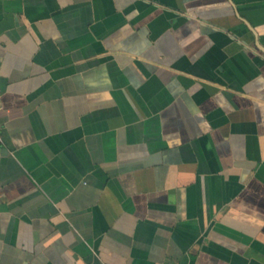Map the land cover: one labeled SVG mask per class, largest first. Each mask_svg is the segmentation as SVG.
Instances as JSON below:
<instances>
[{"label":"crops","instance_id":"1","mask_svg":"<svg viewBox=\"0 0 264 264\" xmlns=\"http://www.w3.org/2000/svg\"><path fill=\"white\" fill-rule=\"evenodd\" d=\"M0 264H264V0H0Z\"/></svg>","mask_w":264,"mask_h":264}]
</instances>
